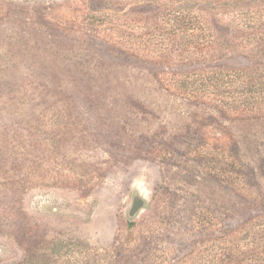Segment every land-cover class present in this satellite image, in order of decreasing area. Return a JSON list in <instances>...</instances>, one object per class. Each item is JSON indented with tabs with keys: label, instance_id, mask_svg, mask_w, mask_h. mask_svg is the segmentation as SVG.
Returning <instances> with one entry per match:
<instances>
[{
	"label": "rangeland",
	"instance_id": "obj_1",
	"mask_svg": "<svg viewBox=\"0 0 264 264\" xmlns=\"http://www.w3.org/2000/svg\"><path fill=\"white\" fill-rule=\"evenodd\" d=\"M143 2L0 0V264H233L258 228L264 118L174 94L158 75L179 70L114 44ZM229 10L210 24L233 30Z\"/></svg>",
	"mask_w": 264,
	"mask_h": 264
},
{
	"label": "trees",
	"instance_id": "obj_2",
	"mask_svg": "<svg viewBox=\"0 0 264 264\" xmlns=\"http://www.w3.org/2000/svg\"><path fill=\"white\" fill-rule=\"evenodd\" d=\"M209 1H215L212 11ZM141 4L154 12L143 17L141 27L134 26L137 30L129 33L127 41L118 39L114 44L161 69L171 66L179 70L158 75L174 94L212 105L232 119L264 118V16L255 9L264 11V0H145ZM199 6L203 7L202 13L191 11ZM226 7L232 13L242 11L231 18L233 30L222 32L216 27L226 26L225 20L220 24L226 17L221 13L226 12ZM209 19H216L219 24L212 26ZM227 64L239 68L226 69ZM204 68L218 70L210 72ZM262 215L257 229L245 231L240 249L243 252L229 253L233 248H227L229 262L264 264ZM230 231L234 230L226 233Z\"/></svg>",
	"mask_w": 264,
	"mask_h": 264
},
{
	"label": "clouds",
	"instance_id": "obj_3",
	"mask_svg": "<svg viewBox=\"0 0 264 264\" xmlns=\"http://www.w3.org/2000/svg\"><path fill=\"white\" fill-rule=\"evenodd\" d=\"M141 195L144 196V197L146 198L147 195H148V192H147V191H142V192H141Z\"/></svg>",
	"mask_w": 264,
	"mask_h": 264
},
{
	"label": "water",
	"instance_id": "obj_4",
	"mask_svg": "<svg viewBox=\"0 0 264 264\" xmlns=\"http://www.w3.org/2000/svg\"><path fill=\"white\" fill-rule=\"evenodd\" d=\"M136 214V210H133L132 209V211H131V215L133 216V215H135Z\"/></svg>",
	"mask_w": 264,
	"mask_h": 264
}]
</instances>
